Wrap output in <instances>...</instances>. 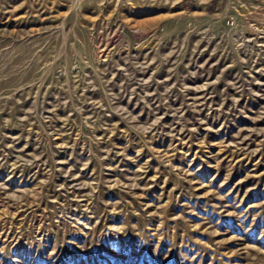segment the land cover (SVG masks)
<instances>
[{
    "label": "rangeland",
    "instance_id": "rangeland-1",
    "mask_svg": "<svg viewBox=\"0 0 264 264\" xmlns=\"http://www.w3.org/2000/svg\"><path fill=\"white\" fill-rule=\"evenodd\" d=\"M0 264H264V0H0Z\"/></svg>",
    "mask_w": 264,
    "mask_h": 264
}]
</instances>
